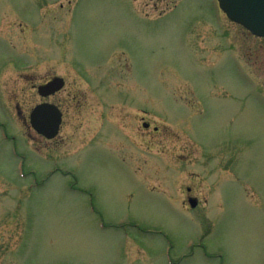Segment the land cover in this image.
I'll use <instances>...</instances> for the list:
<instances>
[{"label": "rangeland", "instance_id": "374dc122", "mask_svg": "<svg viewBox=\"0 0 264 264\" xmlns=\"http://www.w3.org/2000/svg\"><path fill=\"white\" fill-rule=\"evenodd\" d=\"M7 40L0 264H264V38L218 0H0V74ZM49 69L56 141L29 123ZM100 118L135 134L90 143Z\"/></svg>", "mask_w": 264, "mask_h": 264}, {"label": "flooded vegetation", "instance_id": "af4514ba", "mask_svg": "<svg viewBox=\"0 0 264 264\" xmlns=\"http://www.w3.org/2000/svg\"><path fill=\"white\" fill-rule=\"evenodd\" d=\"M7 41L9 43L10 50H11L12 53H10V50H8L7 53L5 54L3 62H2L3 65H2V72L0 74V79H1V83L3 84L2 87H3L4 90H7V86H8L7 78L4 79V81L2 80L3 79V75L5 73H8L10 71V69L15 71L16 74L19 73L20 75H23L25 73L24 70H23L25 66L21 63V60H20V58H19V56L17 54V52L19 54H21V52H19V50H18L19 44L18 43L17 44H11L9 42V40H7ZM50 59L52 60V63H50L51 66L55 67L54 66L55 56L54 55H50ZM37 64H38V66H37V68H38L39 67V63H37ZM17 77H19V76H17ZM56 77H58V76H56L55 72L53 73V71H50V69H49V75L47 76V78L45 80H43V81L40 80L38 83L32 84V88L35 90V92L39 96V101H38V103L36 105H39V104H42V103H51V104H55L61 110L60 106L54 102V98L57 96V94L60 91L57 92V93H54L53 95L47 96V97H43V96H41L39 94L40 87L47 85L48 83H50ZM62 78L65 80V85H64V87H65V86H67L66 78L65 77H62ZM94 94L96 95V98L98 97V98L101 99L100 111H101L102 114H103V111H104L103 107L107 106L106 103H108L109 100H112V101L117 100V98H115V97L113 99H110L108 97H104V94L102 92H97V93H94ZM68 97L71 100L76 99L74 96H72V92L68 93ZM124 97H126L127 100L130 99V96H128L126 94H124ZM85 99H87V94L85 92H83L82 96H81V100L83 101ZM118 99L120 100V99H122V97L118 96ZM113 103L112 104L108 103V104L110 106L114 107ZM88 104H89L88 102H85L83 104L81 102L80 105H81L82 109H86L87 110V109H89L88 108L89 107ZM113 109H115V108H113ZM119 122H120L119 120H111V119H105V118H100L99 120L98 119L97 120L96 119H85V120H83V123H82L81 127L82 128H83V126L85 127L83 134L86 137L89 136L90 134H92L91 139H90V143H91V141H94V140L100 139V138H101L100 140H102L103 143H105V142H107V143H116L117 141L115 139H113V140L110 139L111 138L110 136H113L115 131H120V132L122 131V132H124L125 136L132 137V134H135L134 130H135V127H136V125H133L134 130H132L131 128H126L127 124H125V125H122L123 126V128H122ZM63 123L64 122L62 121V124L60 126V130H59V134L57 135L56 138H54L52 140H48L45 137H43L42 135L38 134V136L41 139L45 140V141H54V140L56 141V139L60 136V133L62 132ZM93 126H95L96 128L92 129ZM150 127H151V125L149 124V122H147L144 118H141V128H143L145 131H147V130L150 129ZM132 131H133V133H132ZM153 131L157 132L158 128L157 127H153ZM105 140H107V141H105ZM57 168L59 169V167H57ZM190 199L196 200L197 201L196 207L199 206L200 202H199V200L197 199V196L194 193V189H192L191 187H186L185 188V196L182 199L184 206L187 205V206H189V208H191Z\"/></svg>", "mask_w": 264, "mask_h": 264}, {"label": "water", "instance_id": "95a60500", "mask_svg": "<svg viewBox=\"0 0 264 264\" xmlns=\"http://www.w3.org/2000/svg\"><path fill=\"white\" fill-rule=\"evenodd\" d=\"M220 8L227 17L244 27L252 35L264 38V0H218ZM64 86L62 78H55L45 86L40 87V95L47 97ZM62 122V113L53 104L43 103L36 106L30 114V124L39 134L48 139L57 136ZM190 205L196 207L197 201L190 199Z\"/></svg>", "mask_w": 264, "mask_h": 264}]
</instances>
